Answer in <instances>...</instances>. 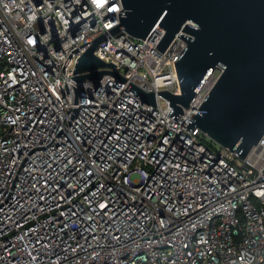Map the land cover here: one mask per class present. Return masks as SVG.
Instances as JSON below:
<instances>
[{
	"label": "built area",
	"instance_id": "2783aa9c",
	"mask_svg": "<svg viewBox=\"0 0 264 264\" xmlns=\"http://www.w3.org/2000/svg\"><path fill=\"white\" fill-rule=\"evenodd\" d=\"M119 13L0 0V264H264V135L242 159L186 126L222 67L178 120L159 95L181 93L189 33L163 52L158 25L113 34L94 51L109 73L75 82Z\"/></svg>",
	"mask_w": 264,
	"mask_h": 264
},
{
	"label": "water",
	"instance_id": "95a60500",
	"mask_svg": "<svg viewBox=\"0 0 264 264\" xmlns=\"http://www.w3.org/2000/svg\"><path fill=\"white\" fill-rule=\"evenodd\" d=\"M121 4L119 24L93 39L80 56L75 82L88 79L96 88L109 73L98 70L111 64L97 58L94 51L113 34L124 31L131 37L145 39L158 25L164 35L156 48L163 52L182 29L190 36L178 35L187 44L175 62L181 93H159L173 108L168 115L178 120L214 69L222 67V73L186 126L190 131L199 128L243 159L264 135V0H121ZM161 8L165 10L160 16L167 14L162 22L156 15ZM154 19L157 23H153ZM188 19L199 28L188 24L183 27L182 21ZM79 47L71 51L62 69ZM75 91L77 96L83 95L80 88ZM139 94L143 101L155 103L153 93ZM257 182L264 185V178Z\"/></svg>",
	"mask_w": 264,
	"mask_h": 264
},
{
	"label": "snow or ice",
	"instance_id": "6c2138e0",
	"mask_svg": "<svg viewBox=\"0 0 264 264\" xmlns=\"http://www.w3.org/2000/svg\"><path fill=\"white\" fill-rule=\"evenodd\" d=\"M96 4L98 7H104L105 5L109 6V10L113 11V12H119L122 8V5L120 3H117L116 0H95ZM164 8H161L158 12H157V17H159L160 21L162 22L163 20H165L167 18V14H165V16H160V12H164ZM182 22H186L189 25H192L195 28H199V25H193V21L192 19H188L186 21H182ZM153 23H157L156 19L153 20ZM101 207H105V205H101Z\"/></svg>",
	"mask_w": 264,
	"mask_h": 264
},
{
	"label": "rangeland",
	"instance_id": "374dc122",
	"mask_svg": "<svg viewBox=\"0 0 264 264\" xmlns=\"http://www.w3.org/2000/svg\"><path fill=\"white\" fill-rule=\"evenodd\" d=\"M217 146H219L218 144H216Z\"/></svg>",
	"mask_w": 264,
	"mask_h": 264
}]
</instances>
